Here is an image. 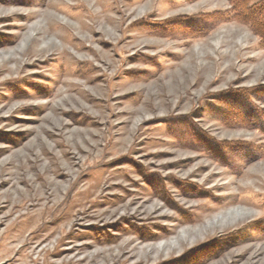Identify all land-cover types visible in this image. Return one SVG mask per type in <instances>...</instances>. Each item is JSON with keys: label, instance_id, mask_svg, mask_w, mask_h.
Instances as JSON below:
<instances>
[{"label": "rangeland", "instance_id": "1", "mask_svg": "<svg viewBox=\"0 0 264 264\" xmlns=\"http://www.w3.org/2000/svg\"><path fill=\"white\" fill-rule=\"evenodd\" d=\"M18 1L0 11V264H264L259 12Z\"/></svg>", "mask_w": 264, "mask_h": 264}, {"label": "trees", "instance_id": "2", "mask_svg": "<svg viewBox=\"0 0 264 264\" xmlns=\"http://www.w3.org/2000/svg\"><path fill=\"white\" fill-rule=\"evenodd\" d=\"M241 4L244 5V6L238 7ZM231 7H232V12L233 13H239L240 9L244 10L245 14H248V12H252V11L259 12V24L261 25L259 27V32H260V35H261L260 38L264 42V0L260 1V4H258L255 7H253L252 5H249V3H247V0H246L245 4H244V0H233L231 2Z\"/></svg>", "mask_w": 264, "mask_h": 264}, {"label": "bare ground", "instance_id": "3", "mask_svg": "<svg viewBox=\"0 0 264 264\" xmlns=\"http://www.w3.org/2000/svg\"><path fill=\"white\" fill-rule=\"evenodd\" d=\"M8 1H9V2L6 1V2L4 3L5 5L2 4V5H4V6H1V7H0V11H1L2 9H7V8H9V6H12V5H21V2H22V1H18V0H14V1L8 0ZM2 7H3V8H2ZM10 18H11V17L9 16V17H7V19H5V20H8V19H10ZM5 20H4V22H6ZM14 26H15V25H13L12 23H5L3 28H7V27H8V28H11V27H14ZM24 35H26V33H25ZM222 204L224 205V203H222ZM222 204H221V205H222ZM239 204L244 205L245 207H246V205H248V203H247L245 200H241V201L239 202ZM249 204H251V203H249ZM248 206H249V205H248ZM223 207H226V206H223ZM223 207H222V208H223ZM210 210H211V209H210ZM243 210H244V209H243ZM243 210H241V211L238 210V212L236 211V213H238V214H239V213H240V214H243V213H244V212H242ZM214 219H215V218H214ZM179 237H180V236H179ZM180 238H181V237H180ZM169 240H170V239H169ZM166 242H167V241H166ZM164 243H165V242H164ZM169 243H170V242H169ZM167 246H168V243H167ZM171 246H172V244H171ZM171 246H170V247H171ZM173 247H174V246H173Z\"/></svg>", "mask_w": 264, "mask_h": 264}]
</instances>
